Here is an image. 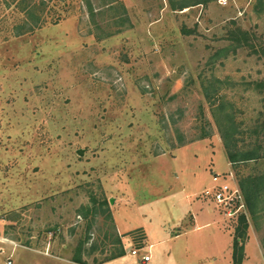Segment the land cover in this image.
<instances>
[{"label": "rangeland", "instance_id": "1", "mask_svg": "<svg viewBox=\"0 0 264 264\" xmlns=\"http://www.w3.org/2000/svg\"><path fill=\"white\" fill-rule=\"evenodd\" d=\"M45 1L17 35L0 0V264H78L80 241L86 264H232L235 216L203 192L227 181L245 204L240 181L264 174V0H91L92 19L84 0ZM228 114L260 158L229 163ZM257 206L242 264H264ZM114 233L125 253L101 262Z\"/></svg>", "mask_w": 264, "mask_h": 264}, {"label": "trees", "instance_id": "2", "mask_svg": "<svg viewBox=\"0 0 264 264\" xmlns=\"http://www.w3.org/2000/svg\"><path fill=\"white\" fill-rule=\"evenodd\" d=\"M7 2V5L14 4L18 12L22 13L23 19L22 21L17 24L14 29L17 35L24 34V33H31L35 29L40 28L45 23V13L49 12L50 5L45 0H5ZM87 12L89 17L92 19L94 16V8L92 7L91 0H84ZM187 2V0H181L177 1V3L172 2V9L177 10H183L186 6L184 4ZM190 2V1H189ZM194 2V1H191ZM198 2V1H197ZM195 3V2H194ZM121 2V6H122ZM124 8V7H123ZM62 17L61 14L57 13L55 19L53 20L54 23L58 22ZM240 30V29H239ZM264 84V83H263ZM205 97L207 100L213 105L211 94H209V91L205 89ZM222 106V103L219 105H215V108H219ZM228 124L231 126L221 128V123H218V126L221 130V136L224 143V148L226 150V156L229 161V163L232 164V166H235L239 162L248 161L252 159L260 158V153L256 150H250V151H239L236 148L237 145V139L235 137L236 129L234 128V119L232 114L226 115ZM206 135L200 136V139L204 138ZM184 142H180L179 146H183ZM264 156V155H263ZM234 168V167H233ZM240 188L242 190L245 205L248 210V212L253 215L256 212L257 209V203L260 200H264V174L261 176L259 175L256 177H246L240 181ZM108 218L112 221L111 214H108ZM234 220V230L232 233V243H231V263L232 264H242L245 254H244V244L246 242V236H247V228H248V220L244 212H239L235 217ZM136 230V229H135ZM133 230V232L135 231ZM141 232L140 237L135 238L134 237V243H136V246L138 248H142L146 245V235L142 228L137 229ZM114 243L121 244L120 249H118L117 252L111 253L108 257H106L104 261H108L114 258H117L125 253V249L122 245L121 237L120 235H117V233H114ZM86 249L84 248V242L80 241L79 244L76 247L75 255L72 257V261L78 264H86V261L83 259L82 254ZM93 250H95V246H92L89 248L88 253H91ZM100 263L96 260H94L93 264Z\"/></svg>", "mask_w": 264, "mask_h": 264}, {"label": "built area", "instance_id": "3", "mask_svg": "<svg viewBox=\"0 0 264 264\" xmlns=\"http://www.w3.org/2000/svg\"><path fill=\"white\" fill-rule=\"evenodd\" d=\"M222 4H226L227 0H220ZM212 180L217 182L219 180V176L213 173ZM205 197L210 198L218 210L223 213L225 217H234L242 209H244L245 204L242 201V195L238 188L233 187L227 181L222 183H217L212 189H206L203 192ZM132 254H137L135 250L131 252ZM148 257L144 256V260H147ZM5 264H11V257L8 256Z\"/></svg>", "mask_w": 264, "mask_h": 264}, {"label": "crops", "instance_id": "4", "mask_svg": "<svg viewBox=\"0 0 264 264\" xmlns=\"http://www.w3.org/2000/svg\"><path fill=\"white\" fill-rule=\"evenodd\" d=\"M190 1V2H189ZM191 1H194V2H191ZM198 1V2H197ZM205 1H207L208 2V0H187V2L184 4V6H186L184 9H186V8H190V7H198V6H202L203 4H205V3H207V2H205ZM209 1H211V0H209ZM183 9V10H184ZM114 219V218H113ZM118 231V230H117ZM118 233L120 234V232L118 231ZM122 233V232H121ZM144 233H145V231H144ZM145 235H146V233H145ZM147 237V236H146ZM248 241H249V239H247V241L245 242V244H244V254H245V258H247V251H246V245H247V243H248Z\"/></svg>", "mask_w": 264, "mask_h": 264}, {"label": "water", "instance_id": "5", "mask_svg": "<svg viewBox=\"0 0 264 264\" xmlns=\"http://www.w3.org/2000/svg\"><path fill=\"white\" fill-rule=\"evenodd\" d=\"M78 153H79V154H82V151H81V150H78ZM111 202H112V201H111Z\"/></svg>", "mask_w": 264, "mask_h": 264}]
</instances>
